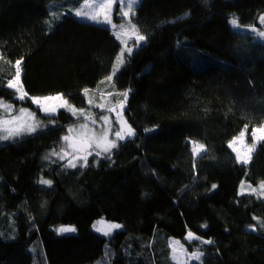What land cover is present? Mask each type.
Here are the masks:
<instances>
[{
  "label": "trees",
  "instance_id": "16d2710c",
  "mask_svg": "<svg viewBox=\"0 0 264 264\" xmlns=\"http://www.w3.org/2000/svg\"><path fill=\"white\" fill-rule=\"evenodd\" d=\"M82 2L0 0V100L41 125L0 140V264H35L36 241L42 264L94 263L107 242L119 264H155L162 254L174 263L168 240L187 242L189 231L213 241L194 240L203 264H264V197L239 194L242 181H264V141L247 165L229 147L245 125L264 124V40L248 30H264V0H141L132 21L145 39L105 90L127 92L135 135L70 167L51 153L80 117L43 114L7 82L21 60L30 97L62 94L89 107L84 89L104 83L122 44L71 12ZM191 141L206 151L194 156ZM101 218L121 227L107 237L93 228ZM63 225L75 232H58Z\"/></svg>",
  "mask_w": 264,
  "mask_h": 264
},
{
  "label": "snow or ice",
  "instance_id": "6c2138e0",
  "mask_svg": "<svg viewBox=\"0 0 264 264\" xmlns=\"http://www.w3.org/2000/svg\"><path fill=\"white\" fill-rule=\"evenodd\" d=\"M119 4L121 6H123L121 8V15L128 17L130 12H132L133 7L135 5L138 4V0H83V5L81 7H78L75 10V15L80 17L83 16L87 19H90L92 21H98L100 20L101 16H102V22L107 23V24H111V18H110V14H109V10L112 9L113 5ZM124 8H126L127 10H124ZM52 16L56 19L59 18L58 13L53 12ZM260 23L264 24V16L260 17ZM231 26L234 29H241V25L238 22L237 18H233L230 21ZM113 27H115V25H113ZM121 30L124 31L125 30V26L121 25ZM130 28L132 30V32L135 34L138 30L136 29L135 25H130ZM248 30L255 34L256 36H258L261 39H264V30H260L255 26H248ZM145 37L142 35H135V40L136 41H142L144 40ZM132 51L131 48L127 49V52L130 54ZM124 57H125V52L124 50L121 51L120 55L117 57V61H116V65H114L113 68V73L112 75H115L116 71L119 70V65H122L124 63ZM14 75L12 77V79H10L7 82V87L10 89H14L15 93L17 94V99L19 100H24L25 98H28L32 101L33 104L37 105L39 110L52 115L56 112L57 107L60 108H65L66 110L70 111L73 115H76L77 112H79L80 115L84 114V110L83 109H75L74 107H72L71 105L68 104V102L66 100H63L62 94H58L57 96L53 97V96H45V97H30L28 95L27 92L24 91L23 89V84H22V80H21V60H16L15 64H14ZM111 76L107 77L106 79L111 80ZM88 89H84V93L85 95H87L88 93ZM122 95L125 97V101L127 99V92L122 93ZM52 101H60V103L58 105L55 106H50V102ZM89 103H91V101H89ZM121 106L123 104V102H120ZM0 109H3L4 113L7 114L9 112H11L13 110V106L11 104H7L5 103L3 100H0ZM116 109H112V111H115ZM19 113L20 115L16 116V117H12L11 119H4L2 117H0V133H5L4 135H0V140H8L10 138H15L17 136H20L24 133H32L35 132L37 127H40V122L38 120H36L35 118V114L34 113H29L28 109H19ZM27 115L29 119H31L33 121L32 124H26V123H21V124H16L17 121H21L23 119V117ZM101 120L105 121L106 123L108 122V117L107 116H102L100 117ZM93 123H95V121H93ZM15 124V127H8L9 125H13ZM126 122H124V124H122V127L120 128V130L116 131L114 133V135L119 138L120 140L125 139L126 137H131L133 135H135L134 130L130 127L127 126L125 128ZM81 129H87L88 126L87 124H81L80 125ZM72 129H69V132H71ZM91 131V130H89ZM248 132V126L245 125L244 128L241 130V132L236 136L233 137V139L231 141H229V147L232 148L233 152L236 153V160L238 163L243 164V165H247L250 160H251V152L254 151L256 143L258 141H264V124H262L259 127H255L252 129L251 132V137H252V143L250 145H245L246 151L244 153H242L237 147H235L234 145L237 144H244L245 143V136L246 133ZM109 134V130H105L103 135L99 138L96 139V146L99 147L100 146V141H106L107 137ZM82 135H85L84 132L82 131ZM64 141H69L70 137L69 136H64L62 138ZM84 143V148L82 150L86 151V155L84 157H82L81 159H83V163L84 165L87 164V155H91V152H88L87 149L92 147V143L88 142V138L85 137V141H83ZM192 145V152L194 154V156H199L202 152L206 151V148L203 144H199L196 141H191L190 142ZM69 148H72L74 151L76 150V146L74 144L69 143L68 144ZM117 147V144L115 141H111L108 142L107 145L103 148L104 152H110L112 148ZM67 152L65 151L64 148H61L60 152H56L55 150H53V152L51 153V155L54 156H59L60 159H64L67 156ZM97 155H99V153H97ZM47 158V157H46ZM70 167H76V164L73 163L71 160H69L68 165ZM40 183L42 184H51V181L49 180H41ZM213 188L216 187V185L212 186ZM250 190V194H258V198L259 197H264V181H261L258 188H254L252 187L250 184L246 185L244 181L241 182L240 185V193L241 195H243L245 193V191ZM99 224H103V222H98ZM264 226V225H262ZM94 227H96L97 231H102L103 229L101 227H97L96 225H94ZM107 227L109 229L112 228H120L121 225L119 224H110L107 225ZM253 229L255 228V226H252ZM60 233L63 232H74L75 229L72 227H61L57 230ZM105 235H108V232L104 233ZM186 240H201L202 243L205 244H210L213 243V241L211 240H202L200 237L196 236L194 233L192 232H188L187 236L185 237ZM170 247L172 248V255H171V259L177 261V264H180V254H183V256L187 257L190 260H197L200 261L201 264H203V261L201 260V257L203 256V252L200 251L199 249H196V251L189 253L186 249L183 248L182 245H180L179 241H173L170 244ZM185 264H187V261H185Z\"/></svg>",
  "mask_w": 264,
  "mask_h": 264
},
{
  "label": "rangeland",
  "instance_id": "374dc122",
  "mask_svg": "<svg viewBox=\"0 0 264 264\" xmlns=\"http://www.w3.org/2000/svg\"><path fill=\"white\" fill-rule=\"evenodd\" d=\"M140 1L141 0H138V4L140 3ZM82 5H83V2L81 3V5L79 7H81ZM137 5H135L133 7V10H132V12H130L128 17L121 15V8L123 6H121L119 4L113 5L112 9L109 10L110 18L112 21L111 24H107V23L102 22V19H103L102 16H101L100 20H98V21H92V20L87 19L83 16H80V17L76 16L75 10L78 7L75 9H71V12L76 17H78L80 20L100 24V25L111 28L115 32L116 36L118 37L119 41L122 44L121 51L124 50V52H125V57H124V63H125L126 58L128 56H130L143 42V40L142 41H136L135 40V35H138V32H136L134 34L130 28V25H134V23L132 21V14L134 13V11H135L134 8ZM124 10H127V9L124 8ZM113 25H115V27H113ZM121 25L125 26L124 31L121 30V27H120ZM262 40H264V39H262ZM128 48L132 49L130 54L127 52ZM121 51H120V53H121ZM120 53H119V55H120ZM116 61H117V59H116ZM114 65H116V62ZM122 65H119V69L122 67ZM113 68H114V66H113ZM118 71H116V73ZM112 73H113V70H112ZM112 73L109 75L112 77L111 80L106 79L107 78L106 77L104 80V83L102 85L97 87L96 90L89 91L87 93L86 96L88 99V103H89V101H91V103H89V107L77 108V107L68 103L69 105H71L75 109H78V110L83 109L84 114L80 115L79 112H77V114L75 116L78 118L80 117V118L78 119V121H76V122L72 123L70 126H68L67 132L64 135V136H69L70 140L64 141L63 139H61V141L58 144L57 150L59 152H60L61 148H64L65 151L68 153L67 156L64 158L67 161V164H68L69 160H71L76 165L83 164V159H81V158L86 155V151L82 150L84 148L83 141H85V137L88 138V142L92 143V147L87 149L88 152H91V154L93 152H100L102 154H105V153H109V152L103 151V148L107 145L108 142L115 141L116 144L118 145V143L120 141H122L114 135V133L116 131L120 130V128L122 127V124H124V122H126V124L124 125L125 128L127 126H130V124H129L128 120L126 119V116H125V108H126V102H124L125 98L124 99H118V97H117V99L113 98L114 97L113 94H111V93L107 94L106 93L107 91H105L108 88H110L111 86H113V79H114V76L116 75V73H115V75H112ZM57 95L58 94L45 95V96L55 97ZM45 96H32V97H45ZM62 97H63V100L67 101V99L63 95H62ZM120 102H123L122 106H121ZM5 103H7V102H5ZM59 103H60V101H52V102H50V106H55V105H58ZM7 104H9V103H7ZM61 109L62 108L57 107L56 112L52 115L53 116L56 115ZM112 109H116V110L112 111ZM28 111H29V113H32L29 109H28ZM41 112L43 114H47L43 111H41ZM18 115H20L19 111H15V109L13 107V110L11 112L7 113L6 115H4L2 118L11 119L12 117H16ZM47 115H49V114H47ZM102 116L108 117L107 123L100 119V117H102ZM93 121H95V123H93ZM21 123L32 124L33 121L31 119H29L27 115H25L21 121L16 122V124H21ZM81 124H87L88 128L82 130L80 127ZM15 126L16 125L13 124V125H9L8 127H15ZM69 129H72V131L69 132ZM89 130H91V131H89ZM105 130H109L107 140L106 141H100V146L97 147L96 146V139L101 137ZM82 131L84 132L85 135H82ZM251 132H252V129L248 130V132L246 133L244 144L234 145L242 153H244L246 151L245 145H250L252 143V137L250 135ZM1 134L4 135L5 133H1ZM126 138H128V137H126ZM259 142L260 141H258L256 143L255 149H256ZM69 143L74 144L76 146L75 151L72 148L68 147ZM113 149L114 148H112L111 151ZM255 149H254V151H255ZM254 151L251 152V157H252ZM89 156L90 155H87V158ZM258 186H259V184L256 186V188H258ZM248 191H250V190H248ZM98 222H103V224H99ZM110 224H119V223L113 222V221H108L104 218H101V219H97L94 222L93 228L95 231H97L96 227H94V225H96L97 227H101L103 230L97 231V232L102 233V234H104L105 232H108L109 234L106 236L111 237L112 234L114 233V231L117 230V228L109 229L107 227V225H110ZM61 227H72L75 229V227L72 225H63ZM63 233H73V232H63ZM173 241H179L180 245H182L183 248L186 249L189 253L196 251V249H199V247L196 246L194 240H187V242H186V241H181V240L176 239V238H170L168 240L169 247ZM29 250H30V252H32V254L34 255V257L36 259L35 264H42L41 258H43V254H42L43 252H41L42 248H41V244L39 243V241H36L33 244H31L29 246ZM105 251H106L105 254L99 260H97L91 264H112V263L119 264L118 262L115 261L116 258L118 257L116 254L115 248H113L109 242H107V244H106ZM170 252H171L170 258H171V255H172V248L171 247H170ZM171 260L175 264H177V261H175L173 259H171ZM154 261L156 262V263L154 262L155 264H174V263H170L168 258H166L165 254H162V259L160 262H158V260H156V259H154ZM185 261H187V264H194L197 260H190L187 257L183 256V254H180V264H185Z\"/></svg>",
  "mask_w": 264,
  "mask_h": 264
}]
</instances>
